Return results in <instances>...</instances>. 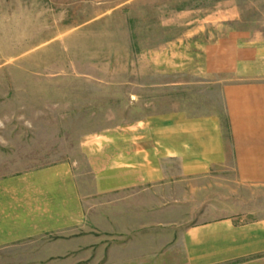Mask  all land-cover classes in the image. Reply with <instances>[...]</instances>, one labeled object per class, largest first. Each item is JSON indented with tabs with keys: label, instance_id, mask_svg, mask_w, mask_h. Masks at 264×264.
<instances>
[{
	"label": "crops",
	"instance_id": "1",
	"mask_svg": "<svg viewBox=\"0 0 264 264\" xmlns=\"http://www.w3.org/2000/svg\"><path fill=\"white\" fill-rule=\"evenodd\" d=\"M228 12L190 17L152 53L159 79L135 85L173 101L110 130L107 150L95 143L92 193L66 161L0 176V264H165L163 222L144 224L163 209L166 183L189 213L194 182L223 171L251 201L264 196V14L250 31ZM211 210L178 227L187 264H264V216Z\"/></svg>",
	"mask_w": 264,
	"mask_h": 264
},
{
	"label": "rangeland",
	"instance_id": "2",
	"mask_svg": "<svg viewBox=\"0 0 264 264\" xmlns=\"http://www.w3.org/2000/svg\"><path fill=\"white\" fill-rule=\"evenodd\" d=\"M228 10L240 17L232 27L251 31L264 0H0V176L66 161L92 193L95 143L107 150L101 138L110 130L173 101L172 92L135 85L159 79L152 53L192 28L190 17ZM210 176L194 182L192 213L188 204L174 208L166 183L163 209L148 215L149 231L163 222L165 264H187L178 227L210 207L208 219L230 210L264 216V196L253 202L251 191H237L231 172ZM100 200L107 207L110 198Z\"/></svg>",
	"mask_w": 264,
	"mask_h": 264
}]
</instances>
